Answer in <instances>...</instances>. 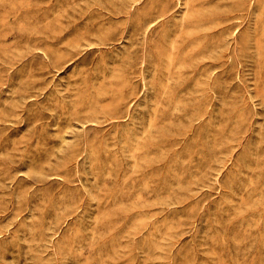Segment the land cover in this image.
Here are the masks:
<instances>
[{"label": "rangeland", "instance_id": "rangeland-1", "mask_svg": "<svg viewBox=\"0 0 264 264\" xmlns=\"http://www.w3.org/2000/svg\"><path fill=\"white\" fill-rule=\"evenodd\" d=\"M0 264H264V0H0Z\"/></svg>", "mask_w": 264, "mask_h": 264}]
</instances>
